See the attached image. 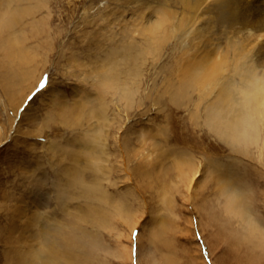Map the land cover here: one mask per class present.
<instances>
[{
    "label": "rangeland",
    "instance_id": "374dc122",
    "mask_svg": "<svg viewBox=\"0 0 264 264\" xmlns=\"http://www.w3.org/2000/svg\"><path fill=\"white\" fill-rule=\"evenodd\" d=\"M127 1L14 0L11 4L35 9L15 27L21 46L31 56L26 80L19 81L23 68L16 58L8 61L3 51L8 40L3 43L0 36V264H12L14 246L23 249L26 242L25 249L37 248L46 225L53 249H73V254L87 257L86 264H264V252L259 254L264 249V148L260 149L264 124L257 123L256 129L249 128L232 142L215 122L207 123L204 105L197 112L194 109L196 94L183 74L193 62L177 61L180 33L166 44L143 38V25L159 16V4L166 2L172 11L181 12L187 0ZM248 1L231 0L240 10H253ZM256 1V12L264 16V0ZM125 21L128 29L123 27ZM242 24L233 20L231 28L242 31L249 42L256 38L258 45L264 43V36H257L263 31L253 29L249 34V25ZM106 60L116 63L128 83L129 98L104 91L103 110L94 113L97 90L88 83L77 90L74 73L80 68L88 73ZM12 69L18 70L16 80L7 85L5 78ZM34 81L28 90L26 83ZM82 95L93 102L83 104ZM188 161L196 167L189 163L187 168ZM177 164L185 166L178 169ZM66 165L80 174L83 185L66 182ZM85 183L100 187L104 199L84 193ZM220 186L226 198L219 195ZM163 191L170 194L167 201ZM229 198L232 209L238 206L233 211L222 205ZM24 209L29 213L21 221L16 214H25ZM9 221H13L11 229L17 224L19 229L9 230ZM43 222L49 225L40 226ZM20 231L29 239L19 238ZM33 237L39 240L34 243ZM245 249H255L252 258ZM58 264H68L66 257Z\"/></svg>",
    "mask_w": 264,
    "mask_h": 264
},
{
    "label": "bare ground",
    "instance_id": "6f19581e",
    "mask_svg": "<svg viewBox=\"0 0 264 264\" xmlns=\"http://www.w3.org/2000/svg\"><path fill=\"white\" fill-rule=\"evenodd\" d=\"M13 1L14 0H2V1H0V16L2 17L0 19L2 21L0 23V34H1L0 36H2L3 43L6 41L5 40L6 38L8 40L7 41L8 44L3 45V51L6 54V57H8V61H9V59L16 58V59H18V62L21 64V66H20V64L17 63V65H19L20 67L23 68L19 71V73H20L19 74V81H23V80H26L25 78L27 75L26 74L27 70L25 69V66L27 67L30 65L31 61L29 59L31 58V56L26 51V48L24 46H21L20 36L17 34L18 33L17 31H20V30H18L19 27L18 28H15V27L20 24L21 19L23 18L24 15L32 14L34 12L35 8L30 7V6L23 7V8H20L16 5L12 6L11 4L13 3ZM178 1L180 2L182 0H178ZM255 1L256 0H253V2H252V0H250V1L246 2L247 6L249 8L252 7L253 10H248V9L240 10L241 7L234 5V3L231 2V0H187L186 3H184L183 10L181 12L180 11H177V12L172 11V9L169 8V4L166 2L161 7H160V4L158 3L159 8H160L159 16L156 17V15H155L154 18L149 19L143 25V29L145 32L142 33V36L146 41H150V42L155 41V40L156 41L160 40V44H166L168 42V40L175 37L176 32L178 34L180 33V35H179L180 38H178L179 39L178 45L176 46L178 53H179V55L177 57V61L179 62V61H183V60H188L189 63L193 62L191 65H187V66H185V68H183V74L190 78L189 83L194 88V90H192V93L195 92V94H196L194 109L197 112L199 110L200 106L204 105L205 112H206L205 119H206L207 123L213 125V122H215L217 125V128H219L221 130L222 134L224 132L229 133V136L231 137L230 140L232 142H234L235 140H238L240 138V136H242V135L245 136L247 134L249 128L256 129L257 123L264 124V43L258 45L259 41L256 40V38L253 40V42H249L248 38H243L242 31H237L236 27H235L236 29L231 28V27H233V25H232L233 20L239 19V21L244 23V26H245V24L249 25V27L247 28V30L249 31V34H250L251 30L257 29V30L263 31L260 34H257V36H261V37L264 36V16H262L256 12L255 4H254ZM126 3H128V1ZM158 4H154V5H158ZM150 5H152L151 6V8H152L153 4H150ZM146 6H145V8H146ZM155 8L153 9V11L156 10ZM112 11H113L112 14L116 13L113 9H112ZM128 11H130V10H128ZM178 12H180V15ZM143 14H145V13H143ZM148 17H150V16H148ZM128 20H129V18H128ZM245 20L247 22H245ZM126 23H127V21L124 22L123 27L128 29V25ZM215 26L218 28H217V30L214 31ZM242 26H243V24H242ZM226 29H228L229 32H225ZM245 30H246V27H245ZM135 31H133V32H135ZM224 32L227 34H224ZM125 33L126 32H124V34ZM223 34H224V36H223ZM125 36H127V35H123V37H125ZM116 50L117 49H113L111 54L115 55ZM75 57H76L75 55L72 56V58H74V59H75ZM70 58H71V56H70ZM70 58H69V60H70ZM99 60H101V59H99ZM72 61H73V59H72ZM93 61H94V59H93ZM95 62H96V60H95ZM104 63H105V65L103 64L102 66L98 65V63L95 64L91 69L88 70V73L86 72V70H83V68H80L77 73H74V76H75L74 82H75L77 90H79L78 87L86 86L87 83H88L87 86H89L90 88L91 87L93 88V89L91 88L92 90H97L96 102L98 100L99 103L97 105L93 104V106H95V107L91 111L94 113H99L100 111L103 110L101 103L104 101V96H105V95H103L104 91H106V93L109 92V93L113 94L114 96L116 94H119V96L122 98H125V99L129 98V88L127 85L128 83L126 84V81L122 80V77H121L122 75L118 71L119 68L116 66V63H114V61L113 62H107V60ZM92 64H93V62H92ZM15 65H16V63H15ZM74 65L75 64H73V66ZM88 67L90 68V66H88ZM37 68L38 67L34 65L33 70L35 71ZM7 69H5V70H7ZM27 69L29 70L30 68H27ZM18 70L16 71V69L15 70L12 69L10 76L6 75V71L3 73V78H5L4 75L7 76V78H5V81H7V85H11L15 82L16 74H17ZM9 72H7V73L9 74ZM29 72H31V71H29ZM74 72H76V70ZM0 77H2V75H0ZM39 77H38V79H39ZM5 81H2V82H5ZM36 83H37V81L36 82L34 81L32 83H26V88L28 90H30L35 86ZM186 83H188V82H186ZM86 89H88V88H86ZM190 95H191V92L189 93V96ZM60 97L61 96H59V98ZM57 99H58V97H57ZM61 99L62 98H60V100ZM86 99H88V98L86 95H84L83 96V104H87V103L90 104L93 102L92 100H91L92 101L91 102V101H89V99L88 100H86ZM78 100H80V99H78ZM62 101H63V99H62ZM62 101H60V102L62 103ZM64 101H66V100H64ZM60 102L58 104H61ZM77 103L78 102H76L75 104H77ZM69 106L73 107V105H69ZM76 106L77 105H75V108H76ZM80 107H83V105ZM71 110L69 108L70 112L73 111V110L72 111ZM82 110H84V109H82ZM85 111L86 110H84V112ZM80 112H81V110H80ZM73 113H74V111H73ZM76 113H77V110H76ZM90 113L91 112H89V114ZM82 116L83 115H81V117ZM90 116L93 117L92 114H90ZM77 118H80V117H77ZM74 120H75V118H74ZM259 125H261V124H259ZM260 128H261V126H259V128H258L259 131H260ZM261 131L263 132L264 130H262V128H261ZM98 134H100V133H98ZM256 139L257 138H255V140ZM259 140H260V138H259ZM262 143H263V145L260 147V149L264 148V139H263ZM191 161H193V160H191ZM94 163H96V162H94ZM182 163H184V162H182ZM187 163H188V166H186V167L188 168L189 163L192 164V162H189V161L185 162V164H187ZM144 164H146V163H144ZM72 165H74V164H72ZM192 165H193V167L195 166L194 164H192ZM67 166L68 165H66V167H65L66 169L63 168V170L67 174L66 175L67 176L66 182L67 183L68 182L70 183L71 181H73L74 183L79 182L83 185L84 180H81L83 178L79 179V177H78V175H80V174H78L76 172V170H73V168H68L69 166L68 167ZM184 166L182 165L181 167L184 168ZM71 167H73V166H71ZM143 167H146V166L143 165L142 168ZM176 167L178 169L181 168L179 166V164H177ZM193 167H191L192 172H194ZM177 168H175V169H177ZM189 169H190V167H189ZM34 171H32V173H34ZM191 171H190V173H191ZM180 172L178 171V173H180ZM187 173H188V171H187ZM148 174H150V173H148ZM179 175H182V174H179ZM191 176H193V175H191ZM226 176H227V174H226ZM64 178H65V175H64ZM217 179H219V178H217ZM221 179H223V178L221 177ZM227 180H226V182H227ZM33 183H34V181H33ZM76 184L79 186L81 185L78 183H76ZM87 184L88 183H85V185H87ZM42 185H43V183H42ZM250 186H251V184H250ZM38 187H41V186L38 185ZM239 187H241V186H239ZM63 188H64V185H63ZM83 188H84V190H83L84 193H86L87 195L96 196L98 199L99 198L102 199L103 195H105L100 191V189H99L100 187H98L97 185L94 186V184L93 185H87ZM59 189H60V187H59ZM228 191H229V189H228ZM62 192H63L62 190L59 191L60 195ZM165 192H166V190H165ZM165 192H164V195H165ZM225 192H226V190H225ZM225 192L223 191V186H220L219 195L221 194V195H224V197H225V195H226ZM167 193H168V191H167ZM167 193H166V195H167ZM166 195L164 196V200H166L165 197H168L170 194L168 196H166ZM236 195H238V193ZM37 196H35V197L38 198ZM251 196H253V195H251ZM251 196H250V198H251ZM256 196H258V195L256 194ZM238 197H239V195H238ZM244 197H245V195H244ZM170 198H173L172 195ZM26 199H28V198L26 197ZM22 200H24V199H22ZM236 200H237V198H236ZM0 201H2V200H0ZM5 201H6V199H5ZM216 201H218V199ZM222 201H223V199H222ZM249 202H251V201H249ZM225 203H226V205H225ZM34 204H35V201H34ZM36 204L38 206L41 205L38 203H36ZM217 204L218 203H216V205ZM237 204H239V203H237ZM37 205H35V206H37ZM222 205H224V208L226 207V210L229 209V211L230 210L233 211L236 207L238 208V206H236L235 208L232 209V203H231L230 198L224 199V203ZM29 207H31V206H29ZM43 208L41 207V209H43ZM25 209H27V207ZM25 209L23 211H25ZM18 210H21V209L19 208ZM14 211L15 210H13V212ZM32 211H33V209H32ZM239 211L242 212L243 209L239 210ZM239 211H238V213H239ZM27 212L29 213L28 210H27ZM27 212L25 211V214L21 213V211H18L17 214H16V212H14L13 218H14V215L16 214V217L18 216L19 220H21V219L23 220L24 219L23 215H24V217L26 215H28V214H26ZM45 212H43V213H45ZM221 212H223V211H221ZM226 213H227V211H226ZM236 213L237 212H235V214ZM37 214H38L37 211H36V213L35 212L32 213L31 219L35 220V218H37V216H38ZM241 214H239V216ZM10 215L12 216V213ZM46 215L47 214H45V216ZM227 215H228V213H227ZM236 215H238V214H236ZM41 216H44V215L41 214ZM43 218L41 217L40 220H42ZM10 219L12 220V218H10ZM161 219H163V218H161ZM161 219H159V220H161ZM14 220L16 221V219H14ZM44 220L49 221V219L47 220L45 218H44ZM241 220H242V218H241ZM13 221H11V222L9 221V226L11 225L10 223H12ZM26 221H24V222H26ZM231 221L233 222V220H231ZM24 222H23V224L25 225ZM38 222H39V220H38ZM241 222H239V223H241ZM45 223L48 224V222H43L42 223L43 225H40V226L46 225ZM27 225H29V224H27ZM18 226L19 225L17 224V226L16 227L13 226L12 229L10 226L9 230L14 231L13 228L19 229ZM36 226H38V225H36ZM20 227H23V226H21V224H20ZM32 227L33 226L31 224V228ZM164 227H165V225H163V228ZM8 228L9 227H7V229ZM27 228H29V227H27ZM43 228H45V229H43L42 235L38 234V236H37L38 238L42 236L41 240H39L40 239L39 238L38 239L39 241H38L36 239L37 237L32 238V241L35 239H36V242L38 241L39 246L37 248H32V247L28 246L29 248L27 247L28 249H25L26 247L24 248V243H26V242L23 243V249L20 246H14L13 248L10 247L11 249H13V250H10L11 259L13 260L12 264H58V260L61 257H66V263L68 261V264H86L87 263V257L84 255L73 254V249H58V250L53 249L51 246V243L49 241L50 237H49V230L48 229H50V228L49 227L47 228V225H46V227H43ZM166 229H167V227H166ZM26 231L29 232L28 229ZM22 232L20 231V232H18V234H20ZM28 232H27V236L25 234L26 237L33 234V233H31L32 232L31 230L29 232L31 234H28ZM13 233H15L17 235L16 232H13ZM159 233H162V232L159 231ZM159 233H158V236L160 235ZM232 233H233V230H232ZM252 233L254 234V232H252ZM20 235H22V234H20ZM20 235H17V236H20ZM156 235H157V233L154 234V232H153V237H156ZM163 235H165V234H163ZM35 236H36V234H35ZM19 238L25 239V237L23 238V235H22V237H19ZM26 239H29V238H26ZM161 239L163 240V238H161ZM8 240H9V238H8ZM164 240H167V239H164ZM10 241L11 240H9L8 242L11 243L13 240L11 242ZM17 241H19V239H17ZM154 241H156V240H154ZM262 241H264V240H262ZM22 242H23V240H22ZM33 242L36 243L35 241H33ZM13 243H14V241H13ZM19 244H21V243H19ZM28 245H31V244H28ZM9 246H11V245H8V248H9ZM8 248H6V249H8ZM59 250H60V252L58 253ZM245 250H247V252L249 251L250 258H252L251 256H252L253 251L255 249H245ZM259 251H260L259 254H261V256H262L264 249H259ZM8 254H9V252H7L5 254V257H7ZM63 255H65V256H63Z\"/></svg>",
    "mask_w": 264,
    "mask_h": 264
},
{
    "label": "snow or ice",
    "instance_id": "6c2138e0",
    "mask_svg": "<svg viewBox=\"0 0 264 264\" xmlns=\"http://www.w3.org/2000/svg\"><path fill=\"white\" fill-rule=\"evenodd\" d=\"M45 86H46V81H44V87H45ZM44 87H43V88H44ZM43 88H42V89H43ZM138 235H139L138 232H137V233H134V236H138ZM200 239H201V238L198 237V239H197V243L200 242Z\"/></svg>",
    "mask_w": 264,
    "mask_h": 264
}]
</instances>
